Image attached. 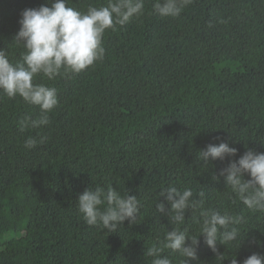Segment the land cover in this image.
Masks as SVG:
<instances>
[{
	"label": "trees",
	"instance_id": "16d2710c",
	"mask_svg": "<svg viewBox=\"0 0 264 264\" xmlns=\"http://www.w3.org/2000/svg\"><path fill=\"white\" fill-rule=\"evenodd\" d=\"M0 264H264V0H0Z\"/></svg>",
	"mask_w": 264,
	"mask_h": 264
}]
</instances>
